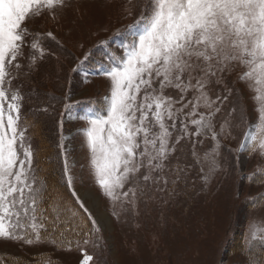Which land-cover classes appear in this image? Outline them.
Instances as JSON below:
<instances>
[{
    "label": "snow or ice",
    "instance_id": "obj_1",
    "mask_svg": "<svg viewBox=\"0 0 264 264\" xmlns=\"http://www.w3.org/2000/svg\"><path fill=\"white\" fill-rule=\"evenodd\" d=\"M69 7L70 0H0V238L80 250L99 243L102 225L75 188L65 119L55 103L30 104L23 87L46 55L29 22ZM132 27L135 42L97 73L110 93L104 111L86 117L81 139L83 167L90 161L94 187L120 206L116 219L138 202L187 196L197 181L203 189L213 176L202 155L217 157L224 139L264 161V0H147ZM29 112L52 120L63 160L54 182L40 169L41 130ZM92 260L85 253L80 264Z\"/></svg>",
    "mask_w": 264,
    "mask_h": 264
},
{
    "label": "rangeland",
    "instance_id": "obj_2",
    "mask_svg": "<svg viewBox=\"0 0 264 264\" xmlns=\"http://www.w3.org/2000/svg\"><path fill=\"white\" fill-rule=\"evenodd\" d=\"M146 2L70 0L71 7L55 19L46 16L29 22L37 37L34 42L46 55L32 78L24 81L25 93L31 97L30 104L55 103L57 119H65L75 188L91 206L102 231L97 245H82L80 250L0 238L3 264H80L85 253L93 256L89 264H250L247 255L258 251L260 241L255 239L264 232V161L251 152H240L236 139H224L215 158L211 151L202 155L201 167L213 176L203 189L197 181L195 191L189 188V195L169 203L138 202L131 215L121 214L119 219L113 213H120V206L111 204L94 187L90 161L83 167L86 117L104 111V97L110 93V81L97 73L119 61L125 45L135 42L138 29L132 25L141 19ZM77 67L78 72L74 71ZM66 105H72L67 115ZM28 115L39 120L35 147L54 182L63 160L56 159L52 120L32 112ZM250 233L255 238L250 240Z\"/></svg>",
    "mask_w": 264,
    "mask_h": 264
},
{
    "label": "trees",
    "instance_id": "obj_3",
    "mask_svg": "<svg viewBox=\"0 0 264 264\" xmlns=\"http://www.w3.org/2000/svg\"><path fill=\"white\" fill-rule=\"evenodd\" d=\"M39 160H40V169H41V171H43V172H46L45 170H44V163H45V160L42 158V155H41V152H40V154H39ZM54 168V167H53ZM257 246V249L256 250H258V251H256L255 252V250H254V252L253 253H251L250 255H247L248 256V259L249 258H251L252 259V261L250 262V264H252V262L253 261H260V260H264V243H259V244H257L256 245ZM250 256V257H249ZM250 259V260H251ZM249 260V261H250ZM0 264H3L1 261H0Z\"/></svg>",
    "mask_w": 264,
    "mask_h": 264
}]
</instances>
